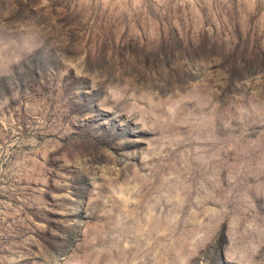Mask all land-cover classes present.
Masks as SVG:
<instances>
[{"label":"rangeland","instance_id":"1","mask_svg":"<svg viewBox=\"0 0 264 264\" xmlns=\"http://www.w3.org/2000/svg\"><path fill=\"white\" fill-rule=\"evenodd\" d=\"M0 264H264V0H0Z\"/></svg>","mask_w":264,"mask_h":264}]
</instances>
